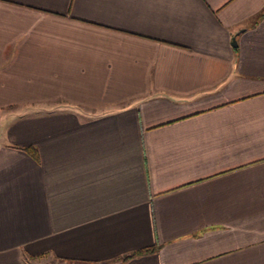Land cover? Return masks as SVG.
I'll return each instance as SVG.
<instances>
[{"label":"crops","instance_id":"1","mask_svg":"<svg viewBox=\"0 0 264 264\" xmlns=\"http://www.w3.org/2000/svg\"><path fill=\"white\" fill-rule=\"evenodd\" d=\"M47 256L264 264V0H0V264Z\"/></svg>","mask_w":264,"mask_h":264},{"label":"trees","instance_id":"2","mask_svg":"<svg viewBox=\"0 0 264 264\" xmlns=\"http://www.w3.org/2000/svg\"><path fill=\"white\" fill-rule=\"evenodd\" d=\"M26 151H28L32 156L37 157L36 151L32 147H26ZM151 250H152V248L141 249V250L132 252V253H130L128 255H125L122 258L125 259V258L131 257V256H135L137 254H142V253L149 252ZM55 259H57V261H58L57 264H79L80 263V262H77V261H73V260H69V259H64V258H55Z\"/></svg>","mask_w":264,"mask_h":264},{"label":"rangeland","instance_id":"3","mask_svg":"<svg viewBox=\"0 0 264 264\" xmlns=\"http://www.w3.org/2000/svg\"><path fill=\"white\" fill-rule=\"evenodd\" d=\"M57 263H58L57 259L47 256L44 260H42L41 264H57Z\"/></svg>","mask_w":264,"mask_h":264},{"label":"water","instance_id":"4","mask_svg":"<svg viewBox=\"0 0 264 264\" xmlns=\"http://www.w3.org/2000/svg\"><path fill=\"white\" fill-rule=\"evenodd\" d=\"M231 44L235 45V37H233Z\"/></svg>","mask_w":264,"mask_h":264}]
</instances>
